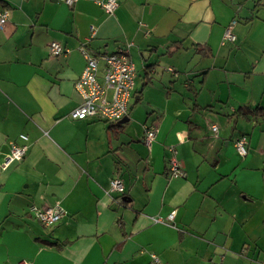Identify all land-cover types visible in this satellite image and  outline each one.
<instances>
[{
  "label": "crops",
  "instance_id": "obj_1",
  "mask_svg": "<svg viewBox=\"0 0 264 264\" xmlns=\"http://www.w3.org/2000/svg\"><path fill=\"white\" fill-rule=\"evenodd\" d=\"M98 1L0 0V161L27 137L0 168V264H263L264 0H116L111 14ZM81 47L127 53V122L69 117ZM172 156L185 177L168 174ZM31 207L61 219L45 227Z\"/></svg>",
  "mask_w": 264,
  "mask_h": 264
},
{
  "label": "built area",
  "instance_id": "obj_2",
  "mask_svg": "<svg viewBox=\"0 0 264 264\" xmlns=\"http://www.w3.org/2000/svg\"><path fill=\"white\" fill-rule=\"evenodd\" d=\"M67 6H72L78 0H61ZM97 5L106 14H111L118 6L116 0L98 1ZM7 13L0 12V28L5 24ZM234 21L225 29L222 43L234 41L231 28ZM51 56L57 57L62 55L65 50L58 43H51L49 46ZM85 61L84 68L74 83L75 92L80 97L81 103L78 107L70 112L69 117L75 121L85 119H94L103 121L110 125H118L120 121L127 117L129 113V103L132 97V91L135 85V67L127 56V53L119 52L113 55H103L99 59L94 57L86 48L79 49ZM98 60L104 63L103 76L101 81L98 77ZM168 71L172 72L171 69ZM112 92L111 98H106V92ZM212 132L217 128L212 126ZM155 137L153 127H145L143 135V144L149 148ZM21 143L8 141V153L0 161V168L6 169L13 162L19 161L25 157L27 152V137L20 135ZM248 140L245 136L239 137L235 142V149L240 156L247 154ZM169 152L175 153L173 148ZM168 174L173 178H183L185 174L179 167L177 160L172 156L168 161ZM109 191L118 195L124 194V185L118 176H113L109 182ZM30 212L35 220L45 227H52L59 222L62 212L57 208H35L31 207ZM167 219H172V214ZM154 222L162 223V219H153ZM154 261L157 258L151 256ZM17 264H29L27 261H20ZM264 264V263H263Z\"/></svg>",
  "mask_w": 264,
  "mask_h": 264
},
{
  "label": "water",
  "instance_id": "obj_3",
  "mask_svg": "<svg viewBox=\"0 0 264 264\" xmlns=\"http://www.w3.org/2000/svg\"><path fill=\"white\" fill-rule=\"evenodd\" d=\"M124 122H127V118H124L120 121V124H123Z\"/></svg>",
  "mask_w": 264,
  "mask_h": 264
},
{
  "label": "trees",
  "instance_id": "obj_4",
  "mask_svg": "<svg viewBox=\"0 0 264 264\" xmlns=\"http://www.w3.org/2000/svg\"><path fill=\"white\" fill-rule=\"evenodd\" d=\"M259 1H260V0H259ZM255 113H257V114H258V113H259V111H256ZM262 113H263V114H261V116H262V117H264V112H262ZM257 114H256V115H257Z\"/></svg>",
  "mask_w": 264,
  "mask_h": 264
}]
</instances>
